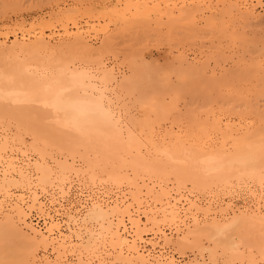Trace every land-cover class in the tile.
Masks as SVG:
<instances>
[{"label":"bare ground","instance_id":"bare-ground-1","mask_svg":"<svg viewBox=\"0 0 264 264\" xmlns=\"http://www.w3.org/2000/svg\"><path fill=\"white\" fill-rule=\"evenodd\" d=\"M0 1L2 3V0ZM13 1L14 2L10 0L9 2L8 0L6 1L7 3L4 2L6 5L3 3L4 6L2 4L0 5V10L5 11H0L2 15H6L7 12L11 10L10 8L14 9L20 6L16 4L19 2L16 0ZM47 1L50 2V0ZM131 3L132 4L130 5L129 3V5L131 7L134 5L133 8H135L138 13L143 14L150 9V6H147L149 4L146 5L145 1L134 2L133 0ZM7 5H9V7H7ZM94 9H92V7L88 8L83 13H75L73 9H70V11L67 10L64 17H56V19H50V21L41 20V22H32L30 25H27L28 22L26 23L23 19V21H17L18 23H15V21L13 22L14 24L4 23L0 25V39L1 37L5 38V40H0V118L5 119L9 117L12 120H16L19 122L17 125L21 124L23 127L26 126V130L30 129V131H32L31 133H33V135L35 134L34 136H36V138L39 137L35 132L38 122L44 121L47 122L48 125L51 124L52 131L45 135L44 128L46 127H43V130L41 127L39 128V131L41 129V133L44 131L42 133L44 136H42V138L41 136L39 137L40 140L45 142L43 137H47V141H51V144L53 141H59L54 140L56 137L60 136V139L65 137L68 138V136L76 137L77 133L83 134V137L87 135L86 140L95 138L98 141H90L91 144L97 143L99 145V143L102 142L105 151V155L103 154V156L107 164H110V171L112 173H107L108 177L112 178L109 180L117 181L116 178H118L120 181H117L116 184L123 183V181L126 180L128 186L131 185L135 189L134 193L130 192L133 194V196L131 195L133 199H120L119 197L108 198L109 194L107 198L102 197V195L101 197L96 196L95 198L91 196L93 199L85 201L86 203L84 206H86V209L84 210V206L82 208H79V206L73 207L74 205L62 207L63 204H61L59 207L54 197L52 198L53 202L51 201L52 204H47L45 203L46 201L44 202V200L38 197L41 196V194H37L40 190L37 191L35 188L36 190H34L37 192L34 193L32 199L26 200V196H24L25 193H23L24 191L17 193L16 190H14L15 187L26 188L37 184L50 185V183L53 182H66L69 179L68 177L72 175L70 171L75 168L74 160L76 159L73 158L75 156L74 151L78 152L76 153L77 155H79V151H77V149L72 151L73 154H71V156L73 157H68L74 159V163L72 164L66 157V160L56 157L57 155L52 152V149L55 150L57 147L51 148V144L49 145L51 149L47 146L41 147L42 156L44 158L46 156L52 157L54 159L53 161H57V164H50V161L48 160V163L44 158L42 159L45 162L43 160L41 161L40 158L39 161L33 162L34 166L32 168L34 169L31 170L29 166H31L32 163H27L28 165H19L10 155L8 158L11 157L13 160L1 157L5 148L0 147V157L5 159H0L3 163V166L0 165V263L107 264L105 260L109 261L108 259H110L112 260L110 261L111 264H113L112 262L115 264H183L175 253L161 250L160 248L158 249V246H161L163 242L165 246L167 244L174 245V247L180 250L182 255L189 249L201 253L203 261H201V259L198 260L199 258H196V256L194 260L197 262L191 260L187 264H208L207 257H205L207 254L209 255L208 258L210 261L214 264H238V260L248 257H245L243 253L240 254V249L242 247L241 241H244V239L238 241L236 238L237 241L234 240L231 243L229 241L233 240L234 237L231 240H228L231 236L227 237L228 242L224 240V237L228 236L231 229L232 231H235V228L237 229V227H232L233 223L236 225L239 219L244 220L247 217L243 218L242 215L238 213L237 215H233L232 219H228V215L225 219L217 215L218 217L213 216L211 219L209 217L203 220L194 213H192L194 215L188 217L182 210L184 207L181 208L179 205L177 198H172V190L170 191V189H172L171 187L173 186H170L169 189L168 186H166L168 184L165 182L168 180L172 183L175 182L178 189L188 184H191L194 188L202 189L205 186L209 188L208 185L211 183L214 184V187L218 183H221L219 184L220 186L224 183L228 185V183H231L230 179L232 178L241 179L239 180L240 182L243 178H251V180L256 179L259 181L263 180L264 51L256 56V60H254L255 57H252L251 61H247L245 57L237 53H232V55L228 54L230 57H226L227 55L223 47H219L220 50L216 48L217 51L208 53L203 59L201 58L202 56L190 57L186 52H181L175 61L177 62V66L173 64L172 67L167 69V71L165 70L163 73L161 71L162 69H159V71L156 69L158 67H155L157 64L154 65V61H152V63H147L149 68L142 70L140 64L142 63L143 65L144 62L148 60L141 58L143 62H139L140 60L134 59L130 54L125 58L126 62H128L127 66L130 72H123V70H120V67L118 68L119 71H117L115 68L116 66H110L112 64L109 65L107 63L109 60L107 62L103 61L102 55L105 54V52H107V54L112 52L114 56H117V49L115 50V44H117V42L114 38L117 39L118 36L120 37V34L121 36L126 35L122 33L128 32L130 28L128 30H125L126 28H121L120 31L118 30L119 27L115 31V33L119 32L118 34L116 33V35H114V32L111 33L115 36L114 38L107 32V34H109L108 38L106 41H104L105 38H103L102 41L104 42H101L103 43L102 46H98L99 48L93 46L90 42L92 38L90 36V38H88L90 33L87 34L86 32L88 29L86 30L84 25L77 20L79 17L77 19L76 17L81 15V18L86 16L96 19L100 17L99 15H101V13L103 15H109L110 17V14H107V12L103 13L100 10H95L101 12H98V17H95L96 12H94ZM234 9L240 14V19H243V17L248 20L256 18V20L259 21V19H257L258 13L256 14L255 11L248 7L244 8L240 0H228L224 11L231 13V10ZM61 13L65 12L62 11ZM190 14H192V11L189 8L183 7L179 9L176 16L175 13L172 12V19L170 18L171 23L170 19L168 24L166 23L169 25L167 31L171 32L174 30L175 25L171 26L174 24L173 22L181 18H186ZM111 16H113V13H111ZM262 16H264V14H262ZM136 21H139V19L136 18ZM71 23H73V25H71ZM94 23L92 24L94 25L92 26L94 27L91 29L92 31H94L96 29L95 26L99 24L95 25ZM99 25L102 26V30L97 29L99 31L108 29V23H106L105 26L101 23ZM46 30H51V32H46ZM187 30L195 32V27L190 25ZM233 30V33L228 32V36L233 37V40L234 37L235 39L240 37V39L243 40V35H239V31ZM11 32L15 34V38L9 41L8 37ZM19 32L21 34H19ZM32 32L34 33L32 34ZM151 32L153 33L154 31L151 30ZM228 36L225 37L229 38ZM122 41L123 40H120L118 43H123ZM244 54L243 52V55ZM75 56L89 59H87V61L85 59V64H78V62L69 63L68 60L71 59L76 61L78 57ZM103 56L107 55L105 54ZM81 58L78 60H81ZM174 59L171 60L172 63H174ZM229 59L232 61V64L226 66L225 62L227 64L230 63L227 62ZM88 60L91 62L93 61L92 63L95 64L87 65L86 62L91 64ZM170 63L169 60V64ZM144 67H146L145 64ZM210 70L213 75L209 74ZM217 70L220 71V77L216 76L219 73L215 74L218 72ZM214 76L215 78H213ZM199 86H202L200 87L202 91L197 95L196 99H200L203 104L198 108L191 107L188 100L184 98L192 94ZM223 88L227 91H222ZM131 99L133 100L132 103H130ZM183 99L186 103L184 105H187L185 112L183 111L184 113L181 112L182 109L179 108L178 105ZM128 103L132 104V107L137 104H141V107L144 105L146 109V111H144V117L138 118V114L136 115L137 117L134 115L135 113L131 114L129 108L131 105L129 106ZM29 104L33 106L28 107ZM183 108H185V106ZM199 108L202 109L198 110ZM169 118L172 119L169 120ZM6 120H8V118ZM162 120L172 121V126L170 128L166 126L167 128L163 129L161 126ZM173 124H177V128H174ZM9 127L11 126L9 125ZM10 129L11 128H9V132L11 131ZM26 130L24 131L26 132ZM2 133L5 134V132ZM2 133L1 135H3ZM23 135L24 134L21 136ZM8 137H4L5 140L7 139L6 143L3 144L4 146L6 145V149L8 145L13 146L11 143H7L8 140H11L8 139ZM24 137L25 136H23V138ZM13 138L16 137L14 136ZM80 138L78 137V139ZM64 140L67 142V139ZM64 140L61 141L65 142ZM11 141H14V139ZM21 141H19V144H21ZM16 142L17 140H15V145ZM31 143L35 149L39 144H36V141L35 143ZM76 143L77 142H75V144ZM83 143L77 146L83 147ZM40 145L42 146V143ZM68 145L65 143L60 146L59 144L58 147L60 149H70ZM21 147L18 146L17 148L22 149ZM31 147L32 146H30V148ZM18 150L19 149H17V151ZM90 150L93 149L84 151L89 152ZM18 152H20V150ZM56 152L58 153V151ZM92 153H94V151H92ZM38 157H40V155ZM18 158L22 161L26 160L20 159V157ZM93 158L94 157H91L92 160ZM101 158L97 157L96 159L99 161L98 159ZM91 159L90 162L92 161ZM92 163L94 164L95 161L91 162L89 165ZM80 164L82 165V163ZM77 167L78 166H76V169H78ZM93 168L97 169L95 167ZM74 171L75 170H73V172ZM83 172L85 173V171ZM92 172H94V174L90 172L92 177L90 175L89 177L95 179L94 177H97L95 173L97 172H95V170ZM84 177L81 179H85ZM86 178H88V176ZM104 179L107 180L108 178ZM247 179L245 181H249ZM100 180L102 179L99 178V181ZM243 183V186L247 188L246 185L248 186L249 182L246 185V182ZM86 184H88V182ZM119 185L121 186V184ZM213 186L210 185L211 188ZM193 187L191 191L195 190ZM47 188V190H49V187ZM249 188L251 189L252 187ZM61 189H63V187H61ZM190 189L191 188H189V190ZM262 189V191H264V187H262ZM130 190L132 189H129V191ZM61 191L62 190H60V192ZM41 192H43V189ZM64 192V194L68 193H66V190ZM102 192L104 193L106 190ZM190 193L194 195L193 192ZM252 193L250 194L252 195ZM119 194L117 195L121 196ZM122 194L126 195L124 192ZM61 195L63 194L61 193ZM253 195H255V193H253ZM57 196L59 197L58 193ZM63 196L65 197V195ZM260 198L261 197L255 200L258 204L256 207L246 208L240 212L248 214L250 223L253 221L252 224L255 222L259 224V221H261V225L263 226L264 198L263 200ZM68 199L70 198L68 197ZM187 199L190 198L187 197ZM82 200L84 201V199ZM190 201L193 208L196 207L198 210L202 208L201 205L199 206L197 204L198 202L191 199ZM252 202L253 204L255 203L254 201ZM27 203H30L28 206L29 208L31 207V210L34 207L39 210L38 217L43 219V225H36L38 222L32 224L28 221L31 211L28 212V207H26ZM185 203L183 204L185 205ZM77 204L79 203H75V205ZM227 207L229 208V205H227ZM205 211L212 214V209L210 210V208ZM218 211L222 210L220 209ZM232 211L235 212L234 209H232ZM223 212L225 214L224 210ZM207 214H205V216H207ZM239 215L242 218H240ZM244 221L247 222V219ZM250 223L249 225L253 228L249 227V229L255 230L264 228V226H254V224L252 225ZM166 225H168V227ZM240 227L243 228L242 225ZM236 232H238L236 234H240L239 231ZM148 234L153 236L149 238ZM241 236L238 235L237 237L240 238ZM244 243L246 246L250 245L249 242L244 241ZM162 246L164 247V245ZM246 246H244V248ZM50 247H53V251H51L53 255L49 253ZM263 248L264 247L259 249L262 251L264 250ZM17 249L25 252L17 251V256L21 254V256H23L22 258L17 257L16 254L13 253V251ZM40 249H42V251L44 250V253H42L41 257L37 258ZM249 249L252 250L251 247H249ZM261 251L259 252L260 254L262 253ZM249 253L250 258H247L248 261L251 259L254 260L257 253L251 255V253L254 252H248L247 254ZM76 255L78 256V261L75 262L73 260ZM262 257V260H264V255ZM258 260H261V258ZM258 260H254L252 264L258 263ZM242 261L246 260L244 259Z\"/></svg>","mask_w":264,"mask_h":264},{"label":"rangeland","instance_id":"rangeland-1","mask_svg":"<svg viewBox=\"0 0 264 264\" xmlns=\"http://www.w3.org/2000/svg\"><path fill=\"white\" fill-rule=\"evenodd\" d=\"M6 1H8V0H6ZM6 1L2 0V3L4 4V2H6ZM11 1L14 2L13 0H11ZM16 1L19 2V3H16V4L20 5V6H18V8L17 7L14 8V9L10 8L11 10H9L6 15H2L0 13V25H3L4 23H13L15 21H16L15 23H18V22L23 21V20H25L26 23L28 22L27 25H30V23H32V22H41V20L50 21V19L51 20H54V18L56 19V17H62V16L64 17V14H66L67 10L70 11V9H73L75 13H83L88 8H91L92 7V9L95 8L94 9V12H96V16L95 17H98L97 13L98 12L101 13L100 11H102L103 13L104 12H107V14H110V17H109V15H103L101 13V15H103V16L99 15L100 17L99 18H96V19H92V18H89V17H86V16H83V18H81V15H78L76 17V19L79 17L77 20L79 22H81L82 25H84V27H85L86 30L88 29V31H86L87 34L90 33L88 35V38H90V37L92 38V39H90V42L92 43L93 46H95L97 48H99L98 46H100V45L102 46L103 43H101V42L106 41L107 38H108V35L111 34L112 32L115 33L116 29H118L119 27L120 28L118 30H120L121 28H126L125 30H128L130 28L128 32L122 33V34H126V35L121 36V34H120V37L117 35L118 36L117 39L114 38L115 37L114 35H116V33L118 34L119 32H116L114 35L111 34L112 37L114 38V40H116V42H117V44H115V50L117 49V52H118V55L117 56H114L112 54V52H109V54H107V52H105V54L107 56H103L105 54L102 55L103 61L107 62L109 60L107 63L109 65L112 64L110 66H114V67L116 66L115 68H116L117 71H119L118 68L120 67V70L121 71L123 70V72H127V71L130 72V69L127 66L128 65V62H126V60H125V58H127L126 56L127 55H130V54L133 56L134 59H137L138 61L140 60L139 62H143V61H141V58H143V59L145 58L146 60H148L147 62H144V64H145L146 67H144V64L143 65H142V63L140 64V67H142L141 68L142 70L149 68L147 63H152V61H154L153 64L154 65L157 64L155 67H158L156 69H158V71H159V69H162L161 71L163 73V72H165V70L167 71V69H169L170 67H172L173 64H174V66H177V62H175V61L179 57V55H180L181 52H186L190 57H196V56L201 57L202 56L201 58L203 59L204 57H206L208 55V53H213V51H217L216 48L219 49V47H221V48L223 47V49L225 50L224 52H226L225 54L227 55L226 57L229 56L228 54H231L232 55V53L233 54L237 53L238 55L245 57V59H247V61H251L252 60V57H255L254 60H256V56L259 53H261V52L264 51V16H262V14H264V0H240L242 6H244V8L245 7H248L250 9H252L253 11H255L256 14L258 13L257 14L258 15V18L257 19H259V21L256 20V18H254L253 20H251V19L248 20V19H245L244 17H243V19H240L241 16L238 13V11H236V9L231 10V13H229L228 11L225 12L224 10L226 9V3L228 2V0H134V2L135 1H143V2L145 1L146 2V5L149 4L147 6L148 7L150 6V9L149 10L147 9L148 11L147 12L145 11L146 13H143V14L142 13H138L136 11V9L133 8L134 5H133V7L130 6L132 4L131 1L133 2V0H50V2L47 1V0H16ZM46 1H47V3H46ZM9 2H10V0H9ZM55 2H58V3H55ZM2 3L0 1V5ZM129 3H130V5H129ZM4 5H6V4H4ZM9 5H7V7H9ZM182 7L183 8H189L192 11V14H190L186 18H181V19H178L176 22H173L174 24H172L171 26L175 25L174 26L175 28L173 27L174 30L171 31V32H168L167 31V27L169 25H167V24L169 22V19L171 18L172 12L175 13V16H176L178 14V12H179V9L182 8ZM0 8H1V6H0ZM2 8H4V7H2ZM79 8H81V9H79ZM5 9H3V10H5ZM7 10H8V8H7ZM95 10H100V11H95ZM170 10H172V11H170ZM0 11H2V10H0ZM62 11H64L65 13H61ZM78 11H80V12H78ZM2 12H5V11H2ZM74 12H72V13H74ZM111 13H113V16H111ZM3 14H5V13H3ZM139 15H141V16H139ZM104 16H105V19H104ZM147 16H148V18H147ZM5 17H7V18H5ZM100 18H102V19H100ZM136 18H138L139 21H136ZM149 19H151V20H149ZM171 19H170V23H171ZM93 20H94L95 23L93 22ZM93 23L95 25L98 24V23L99 24L101 23L104 26H105L106 23H108V29H109V31H108V29L105 30V31H101L102 30L101 29L102 26L99 25V24H98V26H95L96 29L94 31H92L91 29L94 28V27H92V26H94V25H92ZM89 24H91V25H89ZM71 25H73V23H71ZM129 25H131V26H129ZM190 25H193L195 27V30H194L195 32H193L191 30H189V31L187 30L188 29V26H190ZM86 26H88V27L90 26V27L88 28ZM121 26H123V27H121ZM139 26H141V27H139ZM28 27H30V26H28ZM144 27L147 28V29H145ZM156 27H157V29H156ZM149 28H153V29H149ZM219 28H220V30H219ZM97 29H101V30L99 31ZM233 29L239 31L238 32L239 35L242 34L244 36V37L242 36L243 40L240 39V37H237V39H235V37H234V40H233L232 39L233 37L228 36V32H232L233 33V31H234ZM151 30H153L154 32L152 33ZM17 31H20V30H17ZM157 31H159V32H157ZM46 32H51V30H46ZM107 32L109 34H107ZM33 33L34 32H32V34ZM158 33H160V34H158ZM224 33H225V36H228L229 38H226L224 36ZM19 34H21V33L19 32ZM137 35H139V36H137ZM229 35H230V33H229ZM14 38H15V34L11 32V34H9V37H8L9 41H12ZM103 38H105L104 41H102ZM119 39L120 40H123L122 41L123 43H118V42H120ZM0 40H5V38L4 37H1ZM219 43H221V44H219ZM243 52L245 53L244 55H243ZM203 55H205V56H203ZM113 56H114L115 59L113 58ZM75 57H78V56H75ZM75 57H74V59H75ZM174 57H175V59H174ZM80 58H81V56L78 57V58H76V61L75 60L73 61L72 59L71 60H68V61H69V63L78 62V64H85V59L86 58L85 57L81 58V60H83L84 62L81 61V60H78ZM172 58L174 59V63H172V61H171V60H173ZM87 59H89V58H87ZM87 59H86V61H87ZM169 60L171 62L170 63L171 65L169 64ZM88 61L91 62L90 60H88ZM92 62H91V64H88V62H86V64L87 65H94L95 63H92ZM112 62H114V63H112ZM227 62H230V63L227 64L225 62L226 66H229V65L232 64V61L230 59ZM225 64H223V65H225ZM122 65H123V67H122ZM159 65H160V67H159ZM213 66H214V64H213ZM217 71L218 72H216L215 74L219 73L216 76L217 77H220V71L219 70H217ZM209 74L213 75V73H212L211 70L209 71ZM213 78H215V76ZM200 87H202V86L197 87V89L192 94L187 95V97L184 98V99L188 100V102H189V104H190L191 107L198 108V107H201L200 105L203 104L202 101H200V99H196L197 98V95L200 94L201 91H202V89ZM225 90L226 89L223 88L222 91H225ZM224 93H226V92H224ZM129 99H130V97H129ZM184 99L179 102L180 104L178 103L179 108L182 109L181 112H183V111L185 112V110L187 108V105H184V104H186ZM168 100H170V99H168ZM132 101L133 100L131 99L130 100V103H132ZM130 103H128L129 106L131 105V107H129L130 110H131L130 113L131 114L132 113H135L134 114L135 116L138 114V116H139L138 118H143L144 117V111H146L144 105H142L144 107V109H143V107L140 106L141 104H137L135 106L133 105V107H135V108H133L132 107V104H130ZM31 106H33V105L32 104H29L28 105V107H31ZM184 106H185V108H183ZM138 108H140V109H138ZM201 109L202 108H199L198 110H201ZM183 113H181V114H183ZM141 115H143V116H141ZM7 118H8V120H6ZM171 119L172 118H169V120H171ZM4 120H5V122H4ZM167 120H162L161 121V126L163 127V129H166L167 127L170 128L172 126L171 125L172 121H167ZM15 121L16 120H14V119L12 120L9 117H6L5 119H1L0 118V129H1V131H0V139H1L0 140V143H1L0 144V147H4L5 148V149L2 148V149H4L3 150L4 152L2 153V156L1 157L8 158V156L10 155L11 157L14 158V160H16V163L19 164V165H21V164L22 165L23 164L24 165H28L27 163H32L31 166H29V167H31V170H32V169H34V168H32L34 166L33 165L34 164L33 162L39 161L40 158H41L40 160L42 161L43 160L42 158H44L42 156V153H41L42 150L40 148L41 147H44V146H47L49 149L54 148V147L55 148L57 147L55 150L52 149L53 150L52 152L55 153V155H57L56 157H59L60 159H64V160L68 159L70 163L72 162V164L74 163L73 162V160H74L73 158H75L76 160H74V161L77 164L76 165L74 163V167L75 168L73 170H75V171L74 172H73V170L70 171L72 175H71V177L69 176L68 177L69 179L66 182H64V183H61V182H59V183L58 182H53L55 184L50 183L51 186L50 185H47V184H41L42 186L39 185V184H37V185L31 186V187H26L27 189L26 188H23V187H15L14 190H16L17 193H19V192L21 193V192L24 191L23 193H25L24 196H26V200L32 199L34 193H36L38 190H40V191H38L37 194L38 195L41 194V196H38L41 200H44V202L46 201L45 203H47V204H52V202H53L52 201V198L54 197V198H56V201L55 202H56L57 205L59 204L58 205L59 207L61 206V204H63L62 207H70V205H72V206L74 205L73 207L79 206V208H82L85 205V203H86L85 201H87L88 199H91L92 200L96 196L97 197H101V195H102V197H106V198L109 196L108 198H118L119 197L120 199H126V198H130L131 200L133 199V197H132L133 194H131L130 192L134 193L135 189L130 184H129L130 186H128L126 180L123 181L124 180L123 179L122 180L123 183H117V184H116V182L117 181H120V180H118V178H116L117 181H115V180H112V181L109 180V179H112V178H109L108 177V174L111 173V171H110V164L109 163L107 164L106 160L104 159L103 154H104L105 151L103 149L104 147H103L102 142L99 143V145L97 143H92V144L95 145L94 146V145L91 144V142H93V141L94 142H98L95 138H94L95 140L92 139V138H90L91 140H89V139L86 140L87 135L85 137H83L82 136L83 134L77 133V136H76L77 139H76V137H73V136H68V138L65 137V138L60 139L61 137L59 136V137H56V139H54V140H59V141H56V142L53 141V143L51 144L50 143L51 141H47V139H46L47 137H43L44 138L43 140H45V142L44 141H41L40 138H39L40 136L42 138V136H44L45 134H47L50 131H52L51 130V127H52L51 124L48 125V123L47 122H44V121L43 122H38L36 124V131L35 132L39 136V137H37L38 138L37 139L36 136H34L35 134L33 135V133H31L32 131H30V129L26 130L27 127L26 126L23 127L21 124H18L19 125L18 126L17 123H19V122H17V121L15 122ZM40 123H41V125H40ZM1 124H3V125H1ZM9 125L11 127H9ZM7 127L11 128L10 129L11 130L10 132H9V128H7ZM40 127H41L42 130H43V127H46L47 128V129L44 128L45 129L44 130L45 132L43 131L44 132V135L42 134L43 132L42 133L40 132L41 129L39 131V128ZM173 127L174 128H177V124H173ZM3 128H6L8 130L3 129ZM20 128L23 129V130H21ZM24 130H26V132ZM16 131H17V133H20V134L22 132V134H24L23 136H25V137L23 138V136H21L22 134L21 135L20 134H17ZM2 132H5V134L2 133ZM12 132H14V133H12ZM1 133L4 136L1 135ZM10 135L13 136V137L15 136L16 138L11 137ZM6 136L7 137L9 136L8 139H11V140L14 139V141H11V140H8L7 141V143L9 142L8 144L11 143L13 145V146L8 145V148L7 149L5 147L6 145L5 146L3 145L4 143H6V140H7V139L5 140ZM71 137H73L75 139H73ZM78 137L79 138L81 137V138L78 139ZM69 138L70 139H73V140H70ZM64 139H67V142ZM15 140H17V142H18V144L16 142V145H15ZM61 140L62 141L64 140L65 142H62ZM68 140H69V143H68ZM74 140H76V141H74ZM77 140H79L80 142L77 141ZM82 140L84 141V143H83ZM19 141H21V144H19L20 143ZM35 141H36V144L39 143L36 146L37 147L36 149L33 147V145H31L32 144L31 142L35 143ZM39 141L42 143V146L40 145L41 143ZM75 142H77V143L75 144ZM65 143H66V145L69 144L68 147H70V149H68V148L65 149L64 148L65 149V151H64V149L61 148L62 149L61 150L58 147V145L60 144V146H62ZM79 143H81V144H79ZM82 143H83V147L77 146V145H82ZM22 144L24 145V147H23ZM50 144L52 145L51 148L49 146ZM87 144H88V146H87ZM18 146L19 147L22 146L21 147L22 149L17 148ZM30 146H32V147L30 148ZM12 147H14V148H12ZM9 148H11V149H9ZM79 148H80V150H79ZM17 149H19L20 152H18L19 150L17 151ZM76 149H77V151H79V155L76 154L78 152H75L74 151ZM89 149H93V150H90L89 152H86ZM81 150H83V151H81ZM84 150H86V151H84ZM23 151H24V153H23ZM56 151H58V153ZM67 151H69L70 153L67 152ZM72 151H74V153H75L74 154L75 155L74 157L71 156V154H73ZM92 151H94V153H92ZM80 152L82 153V155H81ZM4 153L5 154L8 153V154L5 155ZM65 153H67V154H65ZM31 154H33V155H31ZM85 154L88 155V156H86ZM39 155H40V157H38ZM69 156H71L73 158H71V157L68 158ZM1 157H0V159H4V158H1ZM11 157H9L8 159H12ZM18 157H20V159H23V160L26 159V160H24V161L19 160ZM33 157H34V159H33ZM49 157L50 156H46L45 157L46 159L44 158V160H47L48 163L50 161V164L51 163L52 164H57V161L56 160L53 161L54 159L52 157H50V159H49ZM65 157H66V159H65ZM76 157H78V158H76ZM83 157H85V158H83ZM91 157H94L93 160L91 159ZM95 157L96 158L97 157L98 158L103 157V158L98 159L99 161H101V162H99V161H97V159ZM88 158H89V160H88ZM83 159H84V162H83ZM90 159L92 160L91 162L95 161V163H97V164H95V163L93 164L92 163L91 165H89L91 163L90 162ZM102 159H104V160H102ZM51 160H52V162H51ZM29 161H31V162H29ZM80 163H82V165ZM0 165L3 166V163L1 161H0ZM76 166H78L77 167L78 169H76ZM93 167H95L97 169H94ZM101 168H103V169H101ZM94 170H95V172H97V173H95V175L97 176V177H94L95 179L91 178L92 176L90 175V172L94 174V172H92ZM79 171H81V172H79ZM83 171H85V173ZM105 171H106V173H105ZM82 173H84V174H82ZM89 175L91 177H89ZM87 176H88V178H86ZM103 176H104V178H108V179L107 180L104 179ZM82 177H84L85 179H81ZM99 178H101L102 180L99 181ZM114 179H115V177H114ZM246 179L243 178L242 181L240 182L239 180H241V179L238 180L237 178H232V179H230L231 180V183H228V185H226V183H224V184H222V186H220L219 184H221V183H218V184L215 183L216 184L215 187L213 186L214 184L211 183L210 185L213 186V187L211 188L210 185H208L209 188H206V186L204 187L206 189H204V188L201 189V188H196V187L194 188L191 184L182 186L183 188L180 187L178 189L177 188V185L175 184V182L172 183L170 180H168L170 182L166 181L165 183L168 184L166 186H168L169 189H170V186L176 187V188L171 187L172 189H170V191L172 190L171 191L172 192V198H174V199L177 198V201L179 202V205L181 206V208L184 207V209H182V210L184 211V213H186L188 215V217L196 214V216H199L200 218H202L204 220V219L209 218V217L211 219L213 216H217L218 215V216H220V218L222 216V218L225 219V218H227V215H228L229 216L228 219H232L233 218L232 216L233 215H237V213L240 214V215H242L243 218L244 217H247V218H245V219H247V222L244 221L245 219L244 220L239 219L238 222H236V225L233 223V225H235V226L232 225V227H234V228L237 227V229L235 228V231L234 230L232 231V229L230 228L231 229V232L228 231L229 232L228 233V236H225L224 237L225 238L224 240L227 241V237H229V236H231V237H229L228 240H231L234 237L233 240L229 241L231 243L234 240L235 241H237V240L238 241H241V240L244 239V241L250 243V245H248V246L251 247L252 250L249 249L248 246H246V244L244 243V241H241V246L242 247L240 249V254L243 253L245 255V257L246 256L249 257L250 256V253L249 254H247V253L248 252H254V253H251V255H255V253L258 254V256L256 254V256H255L256 258L253 256L254 257V260H256V259L258 260L259 258H261V260H262L263 259L262 256L264 255V253H263L264 250L261 251L259 248L264 247V233H263L264 232V228L263 229L261 228L262 230L260 228L255 229V230L251 229L253 227H251L249 225L250 221L248 219V217H249L248 214H245V213L240 212V211L243 210V209H246V208H251V207L254 208V207H256L258 204L256 203L257 201H255V200H258L259 197H261L262 200H263V198H264V191H262L263 190L262 187H264L263 186L264 185V178H263L262 181H259V180H256V179H252L251 180V178L250 179L249 178L247 179L249 181H245ZM80 180H81L82 183L80 182ZM93 180H95V181H93ZM132 180H133V178H132ZM232 181H233V184H232ZM87 182H88V184H86ZM234 182L238 183L239 185L236 184V183H234ZM243 182H246L245 185L248 184V182H249L248 186L246 185L247 188H245L243 186L244 185ZM57 183H58V185H57ZM59 184H61L62 186L59 185ZM64 184L67 185V186H65ZM119 184H121V186ZM252 184H253V186H252ZM44 185H46V186H44ZM174 185H176V186H174ZM186 186H188L191 189L189 190V188L186 187ZM223 186H225V187H223ZM43 187H45V188H43ZM47 187H49V190H47L48 189ZM61 187H63V189H61ZM192 187H193V189L196 190V192H195V190L191 191L192 190ZM249 187H252V188L250 189ZM259 187H261V188H259ZM35 188L37 189V191H35L36 190ZM38 188H40V189H38ZM86 188H88V189H86ZM42 189H43V192H41ZM78 189H79V192H78ZM129 189H132V190L129 191ZM60 190H62V191L60 192ZM65 190H66V193L68 192L67 194H64L65 193L64 192ZM105 190H106V192L103 193L102 191H105ZM252 190H253V193H255L256 196L253 195ZM55 191L58 193L59 197L57 196V193ZM175 191L178 192V193H176ZM199 191H200V193H199ZM203 191H206L207 193L206 192H203ZM16 192H15V194H16ZM123 192L126 193V195L125 194H122ZM188 192H189V194H188ZM190 192H193L194 195H191ZM61 193L63 195H65V197L63 195H61ZM99 193H101V194H99ZM119 193H121V194H119ZM250 193H252V195ZM26 194H28V195H26ZM117 194L121 195L122 197L121 196H118ZM183 194H184V196H183ZM91 196L93 198H91ZM68 197L70 199H68ZM182 197H186V198H182ZM187 197L190 198L193 201L198 202L197 204L199 206L201 205L202 208H203V210H202V208H200V210H202V211L198 210L196 207L193 208L190 199H187ZM78 198H80V199H78ZM178 198H179V200H178ZM82 199H84V201ZM199 199H201V200H199ZM91 200H89V201H91ZM180 201H181V203H180ZM252 201H254L255 203L253 204ZM209 202L211 203V205H210ZM213 202H214L215 205L213 204ZM68 203H69V205H68ZM75 203H79V204L75 205ZM183 203H185V205ZM247 203H249V204H247ZM230 204H231V206H230ZM26 205L25 206L28 207L27 208L28 212L31 211L30 212L31 214L29 213L28 221L30 223H32V224L33 223L36 224V222H38L36 225H38V224L43 225L42 224V222H44L43 219H41L40 217H38L39 210L36 209V207L32 208V210H31L30 209L31 207L29 208V206H28V205H30V203H27ZM227 205H229V208L230 209L227 207ZM207 206H209V207H207ZM217 206H219V207H217ZM84 207H85L84 208V210H85L86 209V206H84ZM190 207H192V208H190ZM215 207H217V208H215ZM225 207H227V208H225ZM209 208H210V210L212 209V211H211L212 214L210 212L208 213V212L205 211L206 209H209ZM70 209H72V208H70ZM220 209L222 211H218ZM232 209H234L235 212L232 211ZM223 210L225 211V214L226 215L224 214ZM189 211H191V212H189ZM222 212H223V214H222ZM192 213H194V214H192ZM205 214H207V216H205ZM200 215H202V216H200ZM240 215H239V217H240ZM203 217H205V218H203ZM242 217H240V218H242ZM252 222L250 224H252ZM259 222H260L259 224L257 222H255L257 224L253 223L254 226L260 225V227H263L264 225L263 226L261 225L262 222L261 221H259ZM246 224H247V226H246ZM263 224H264V222H263ZM241 225H242L243 228L240 227ZM166 226L168 227V225H166ZM249 227H251V228L249 229ZM254 228H256V227H254ZM236 231H239L240 234H236V233H238ZM231 233L232 234H235V235H232ZM236 235L237 236L238 235H240V236L243 235L244 238H243V236H241L239 238ZM151 236H153V235L148 234V237L149 238ZM236 238H237V240H236ZM231 243H229V244H231ZM249 243H247V244H249ZM162 245H164V247ZM244 246H246V247L244 248ZM159 248L161 250H167V251H171L172 253H175L178 256V258L181 261V263H183V264H187L191 260H194V258L196 256H197L196 258H199L198 260L201 259V261H203V257L201 255V253H198V251H195V250H190V249L189 250H186L184 252V255H182V253L180 252V250L177 249L176 247H174V245L167 244L165 246V244H163V242L161 243V246L160 245L158 246V249ZM248 249H249V251H248ZM257 250H259V251H257ZM17 251H19V249L13 251V253L16 254V256H17ZM51 251H53V247H50L49 248V253H51ZM260 251L262 252L261 254H263V255H261L259 253ZM19 252H24V251L23 250H20ZM42 253H44V250L42 251V249H40L38 251L37 258L41 257ZM185 253H186V255H185ZM51 254L53 255V253H51ZM22 255H23V253H22ZM208 256H209L208 254L205 256V257H207L208 264H212L213 262L210 261V259L208 258ZM17 257L22 258L23 256H21V254H19V256H17ZM77 257L78 256L76 255L74 257V260L73 261H75V262L78 261V258ZM247 258H244L246 261H242L244 259L238 260V264H242V263L243 264H252V262L254 260L251 259L250 261H248ZM108 260L109 261L105 260L107 262V264H111L110 261H112V260H110V259H108ZM261 260H258L259 262L257 261L258 263H256V262L255 263L256 264H263L264 263V260H262V261ZM194 262H197V261L194 260ZM239 262H241V263H239ZM248 262H250V263H248ZM112 263L115 264L114 262H112ZM0 264H3V263L1 262Z\"/></svg>","mask_w":264,"mask_h":264}]
</instances>
